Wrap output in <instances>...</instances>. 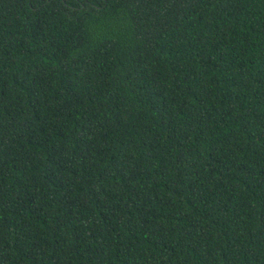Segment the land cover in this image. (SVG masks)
Returning a JSON list of instances; mask_svg holds the SVG:
<instances>
[{
    "label": "trees",
    "instance_id": "16d2710c",
    "mask_svg": "<svg viewBox=\"0 0 264 264\" xmlns=\"http://www.w3.org/2000/svg\"><path fill=\"white\" fill-rule=\"evenodd\" d=\"M0 264H264V0H0Z\"/></svg>",
    "mask_w": 264,
    "mask_h": 264
}]
</instances>
